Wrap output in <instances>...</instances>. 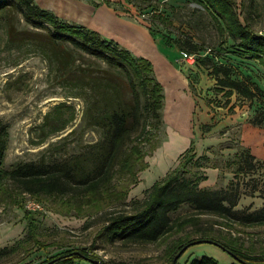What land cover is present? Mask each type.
<instances>
[{"label": "rangeland", "instance_id": "obj_1", "mask_svg": "<svg viewBox=\"0 0 264 264\" xmlns=\"http://www.w3.org/2000/svg\"><path fill=\"white\" fill-rule=\"evenodd\" d=\"M36 1L74 23H91L94 10L107 5L120 17L146 26L158 43L168 48L170 61L182 78L188 80L185 95L194 101L193 115L189 116L191 106L183 100L181 122L177 127L172 122V115L167 113L177 136L165 148L166 153L178 146L186 148L193 137L197 158L209 156L203 161V167L192 165V170L206 176L200 181V187L226 188L229 183L238 180L242 193L236 209L253 212L264 206V67L255 59L239 56L231 43L224 41L215 20L202 5L196 0ZM234 2L241 19L249 22L255 30L264 32V0ZM12 21L20 30L16 33L15 42L9 41L6 30L10 21L0 18V121L8 127L9 132L5 157L7 168L18 161L59 159L77 152L83 143L95 142L100 137L99 131L87 127V120L84 119L87 101H92L94 93L79 90L74 81L67 83V86L61 83L55 73L56 64L50 63L37 50L34 42L35 38L44 41L46 36L38 35V31L30 33L31 27L25 25L24 21L20 23L14 17ZM192 44L198 46V59L189 63L181 58L184 49ZM204 58H210L211 63H204ZM84 59H81L82 63L89 66L90 71L100 73L103 67L99 63L89 57ZM215 63L233 66L232 77L255 88L256 96L249 99L237 92L228 96L218 91L217 79L212 73V64ZM77 77L79 73H74L72 80ZM119 77L126 84L124 77ZM79 92L83 95H76ZM126 93L128 95V90ZM60 103V111L55 114L63 112L74 119L46 142L35 144L42 134L37 127L44 115ZM166 104L164 101V124L159 128L154 127L153 123L152 127L148 126L156 137L152 135V140L139 145L147 154L145 161L148 167L142 171L139 168L134 177L119 174L114 180L115 192L127 191V197H114L99 207L85 204L81 208L79 201L70 205L59 195L43 198L42 204H38L29 194L16 196L12 201L0 200V250L14 247L0 255V264H40L69 250H87L103 264H172L170 254L173 250L186 242L202 238L225 244L231 251L235 249L249 256H264V225L230 223L211 214L200 215L197 224L183 231L172 232L155 243L107 242L102 236L108 215L106 211L130 210L134 206L133 200H143L154 182L163 179L176 166L175 163L165 166V155L159 152L174 135L166 118ZM169 108L172 111V107ZM258 120L262 122L260 125L255 124ZM73 129L77 131L71 134ZM154 141L160 142L156 150H152ZM245 148L256 156V167L238 172V154ZM192 175L196 176L191 172L190 164L187 176ZM24 201L30 208L43 212L35 215L37 226L34 230L44 243L43 248L28 235V221L19 206ZM192 211L189 204H184L172 213V217L187 216ZM184 251L177 261L179 264H190L194 258L202 256L214 257L220 264H239L230 251L213 242L193 244ZM76 264L95 263L76 260Z\"/></svg>", "mask_w": 264, "mask_h": 264}, {"label": "trees", "instance_id": "obj_2", "mask_svg": "<svg viewBox=\"0 0 264 264\" xmlns=\"http://www.w3.org/2000/svg\"><path fill=\"white\" fill-rule=\"evenodd\" d=\"M196 1L210 13L224 41L231 43L239 56L255 59L264 67V32L255 30L249 22L241 19L234 0ZM13 17L31 27V30L28 29L30 33L38 31V35L46 36L44 41L35 38L34 42L37 50L50 63L56 64L55 73L61 83L67 86V83L74 81L79 90L94 93L92 101H87V115L84 119L87 120V127L99 131L100 137L95 142L83 143L77 152L62 158L18 161L7 168L5 157L9 132L8 127L0 121V200L12 201L16 196L29 194L38 204H42L43 198L59 195L69 201L70 205L79 201L81 208L85 204L99 207L114 197H127V191L115 192V178L119 174L134 177L139 168L142 171L148 167L145 161L147 154L139 145L152 140V135L153 138L156 137L148 129L149 125L152 127L154 124V127L159 128L164 124V88L155 75L152 61L136 55L115 39L92 27L60 17L36 0H0V18L11 22ZM10 22L7 23L6 30L9 41L15 42L18 35L16 33L20 30L13 21ZM197 49L198 46L192 44L184 49V53L195 54L197 60ZM87 57L103 67L100 73L90 71L89 66L82 63L81 59ZM202 61L211 63L210 58ZM233 72V66L228 64H212L217 90L228 96L237 92L246 98H254L255 88L233 78ZM74 73H79V77L72 80ZM119 75L124 77L126 84H123ZM76 95L83 94L79 92ZM61 105L57 104L44 115L37 127L42 134L35 144L46 142L74 119L63 112L55 114L60 111ZM261 123L258 120L255 124ZM76 131L73 129L70 133ZM159 146L160 142L154 141L152 150ZM195 148V142L192 141L190 148L179 157L178 165L163 179L154 182L143 200H133L134 206L130 210L105 212L108 215L105 217L102 236L107 242L121 240L125 243H155L172 232L183 231L186 227L197 224L202 214L219 216L230 223L264 225V206L253 212L236 209L242 193L238 180L229 183L226 188L200 187V181L206 176L192 170V165L203 167V161L209 159V156L197 158ZM238 157L239 167L236 171L256 167V156L250 149L240 151ZM190 164L195 177L187 176ZM184 204L191 206L192 213L173 218L172 213ZM19 206L24 210L28 221V235L39 247H45L34 232L37 226L35 215L43 212L38 208H30L25 201ZM209 240L202 238L180 245L170 254L172 264L175 256L186 245L190 247ZM211 242L221 245L227 251L231 249L225 244ZM11 249L14 247L1 249L0 255ZM232 251L243 259L240 261L234 258L239 264H264V256H249L235 249ZM90 258L95 259L87 250H69L40 264H76V260L93 262ZM190 264L220 262L214 257L202 256L194 258Z\"/></svg>", "mask_w": 264, "mask_h": 264}, {"label": "crops", "instance_id": "obj_3", "mask_svg": "<svg viewBox=\"0 0 264 264\" xmlns=\"http://www.w3.org/2000/svg\"><path fill=\"white\" fill-rule=\"evenodd\" d=\"M98 7L99 8L94 10V13L92 12L93 21L87 24V26L100 31L103 35L109 38L115 39L122 46L129 48L136 55L150 59L154 66L155 75L164 88V101L167 102L166 110L170 106L175 110L176 107L183 106V100H186L191 106L189 116H192L194 101L192 97L190 99L185 95V89H188L189 85L188 80L186 77L185 79L182 78L180 72L177 71L175 65L170 61V58L167 55V51H169L168 48H163L156 40L157 38L152 35L151 31L146 26L140 25L130 19L120 17L107 5ZM169 109L171 110V108ZM166 118L174 135H171L168 145L163 147V149L161 148L159 152L161 155H165V166L173 163L177 166L179 157L190 148L192 141H195V139H193V135L191 134L192 139L189 144L186 145V148L182 149L178 146L167 154L165 148L169 146L173 141V138L177 135L173 130L174 126L168 118V115Z\"/></svg>", "mask_w": 264, "mask_h": 264}, {"label": "bare ground", "instance_id": "obj_4", "mask_svg": "<svg viewBox=\"0 0 264 264\" xmlns=\"http://www.w3.org/2000/svg\"><path fill=\"white\" fill-rule=\"evenodd\" d=\"M167 113L172 115V122L175 125V127H177V125L181 122V107H176L175 110L172 109V111L169 109V107L167 108ZM184 113V112H183Z\"/></svg>", "mask_w": 264, "mask_h": 264}, {"label": "water", "instance_id": "obj_5", "mask_svg": "<svg viewBox=\"0 0 264 264\" xmlns=\"http://www.w3.org/2000/svg\"><path fill=\"white\" fill-rule=\"evenodd\" d=\"M212 240H209V242H211ZM188 248V245H186L174 258V264H177V261L179 259V257L181 256V254L184 252L185 249ZM230 253L235 257L237 258L238 260L240 261H243L242 258H240L237 254H235L233 251L230 250ZM89 260H92L95 264H103V262L99 259H89Z\"/></svg>", "mask_w": 264, "mask_h": 264}, {"label": "built area", "instance_id": "obj_6", "mask_svg": "<svg viewBox=\"0 0 264 264\" xmlns=\"http://www.w3.org/2000/svg\"><path fill=\"white\" fill-rule=\"evenodd\" d=\"M181 59L183 61H187L189 63H194V62H196V55L184 53ZM36 206L40 207V205H38V204Z\"/></svg>", "mask_w": 264, "mask_h": 264}]
</instances>
